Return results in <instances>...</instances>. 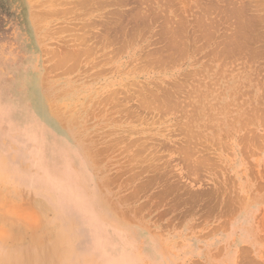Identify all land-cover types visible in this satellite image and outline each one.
I'll use <instances>...</instances> for the list:
<instances>
[{"label":"rangeland","instance_id":"rangeland-1","mask_svg":"<svg viewBox=\"0 0 264 264\" xmlns=\"http://www.w3.org/2000/svg\"><path fill=\"white\" fill-rule=\"evenodd\" d=\"M0 264H264V0H0Z\"/></svg>","mask_w":264,"mask_h":264},{"label":"bare ground","instance_id":"bare-ground-1","mask_svg":"<svg viewBox=\"0 0 264 264\" xmlns=\"http://www.w3.org/2000/svg\"><path fill=\"white\" fill-rule=\"evenodd\" d=\"M54 65H55V64H54ZM57 66H58V65H57ZM35 95H36V94H35ZM37 96H39V95H37ZM32 109H33V108H32ZM25 110H26V109H25ZM25 110H24V111H25ZM37 110H38V109H37ZM40 111H41V110H40ZM27 112H28V111H27ZM41 112H42V111H41ZM37 114H38V113H37ZM42 115H43V114H42ZM45 117H46V116H45ZM46 118H47V117H46ZM48 121H49V120H48ZM48 121H46V122H48ZM47 124H49V123H47ZM42 125H43V124H42ZM49 126H50V124H49ZM51 126H52V125H51ZM51 126H50V127H51ZM42 127H43V126H42ZM51 128H52V127H51ZM23 131H24V130H23ZM24 132H26V131H24ZM54 132H55V131H54ZM26 133L29 134V131L26 132ZM30 134H31V133H30ZM30 134H29V135H30ZM52 134H53V133H52ZM53 135H54V134H53ZM31 136H33V138H34V137H35V134L32 133ZM36 137H37V136H36ZM58 137H59V135H58ZM33 138H32V139H33ZM38 140H39V139H38ZM35 142H36V140H35ZM36 145H38V144H36ZM38 146H39V145H38ZM41 147H42V145H41ZM41 147H38V149L43 153L42 155H44V156L46 157V158H44L45 162L48 163V164L50 165V167H51V166L53 167V166H54V163H53V161L51 160L52 158H51L49 155H48L49 157H47V156L45 155V154H47V151H46V153L44 152V150H46L45 147H42V148H41ZM46 147H47V146H46ZM47 148H48V147H47ZM38 149H37V150H38ZM39 150H38V151H39ZM49 150H50V149H49ZM51 151H52V150H50V154H51ZM41 152H39V154H40ZM51 156H52V155H51ZM53 158H54V157H53ZM54 160H55V159H54ZM52 167H51V168H52ZM68 180H70V178H69ZM68 180L62 178V179H60V180L57 179V180H55V181H57V184H58V185H61V186H68V185H70V183L68 182ZM71 180H72V178H71ZM73 180H74V179H73ZM57 187H58V186H57ZM57 189H58V188H57ZM71 192H72V191H71ZM77 193H78V192H77ZM79 194H81V193H78V195H79ZM73 195H74V194H73ZM63 197H64V196H63ZM90 206H91V205H90ZM89 213L92 214L91 211H90ZM100 221H101V220L97 217V226H101V224L99 223ZM100 240H101V239H98V238H97V240H96L97 244L100 242ZM98 245H99V244H98ZM98 245H97V246H98ZM98 247H99V246H98ZM101 247H102V246H101ZM101 247H100V248H101ZM51 250H52V249H51ZM47 251H48V250H47ZM59 251H60V250H59ZM59 251H58V252H59ZM48 254H50V252H49ZM48 254H47V255H48ZM18 261H19V260H18ZM17 263H18V262H17Z\"/></svg>","mask_w":264,"mask_h":264}]
</instances>
